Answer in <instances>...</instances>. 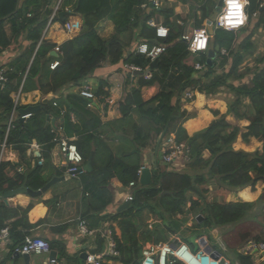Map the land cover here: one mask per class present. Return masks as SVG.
Returning a JSON list of instances; mask_svg holds the SVG:
<instances>
[{"label": "trees", "instance_id": "16d2710c", "mask_svg": "<svg viewBox=\"0 0 264 264\" xmlns=\"http://www.w3.org/2000/svg\"><path fill=\"white\" fill-rule=\"evenodd\" d=\"M178 1L190 4L193 0ZM262 3L264 0H249L250 22L257 19L255 29L264 28ZM144 4L153 9L146 11ZM151 4L152 0H77L74 15L60 18L59 12L63 10H59L50 22L53 0H0V55L5 51L21 52L17 62L25 61L21 73L12 71L14 63L6 66L8 83L0 90V134H5L15 105L17 112L41 105L28 119L18 116L14 121L9 147L18 152L19 162L25 164L26 169L22 171L19 163L13 161H1L0 195L22 186L37 191L53 176L66 173L67 166L60 160L59 169L54 167L51 154L57 146L56 133L52 129L63 128L67 137L77 138L74 142L84 162L91 159L92 170L81 174L84 190L90 195L83 217L91 220L92 228L101 221L109 222L120 251V256L107 258L114 264H140L142 247L137 240L140 226L133 223V217L147 208L163 224L164 233L154 228L157 234H153L152 229L140 234L148 243H159L168 242L173 234L180 233L183 215L198 213L197 216L204 217L201 223L196 217L199 226L219 227L243 220L258 200L264 202V56L258 59L259 64L254 69L241 70L246 57L256 49L251 40L254 32L237 43V34L247 31L248 26L238 32L216 29L213 43L226 48L228 55L208 63L207 53H192L181 38L187 31L188 17L177 13L172 6L163 4L155 8ZM255 12L258 17L253 18ZM210 15L211 9L202 6L200 15H194L195 27H205ZM152 17L163 20L169 27L167 38L157 39L155 28L147 24ZM106 19L115 24V33L110 38L98 32L99 23ZM67 22L77 24L71 34L65 29ZM130 31V40H123L121 36L125 37ZM138 40H146L151 45L156 42L168 45L157 58L155 68L145 55L127 52ZM25 41L30 42L26 48ZM57 46L62 54L53 55ZM229 56H233L229 71L218 74L216 67L226 64ZM55 61L58 64L53 69L50 65ZM125 62L150 66L152 76L147 79L143 74L137 75L135 86L126 90L119 103L121 117L104 123L89 109L90 101L81 95L80 89L98 69L111 64L125 70ZM196 62L205 64L203 73L195 69ZM249 71L252 77L243 82ZM125 75L129 81L130 75ZM22 84L20 98L15 104ZM108 86V80L99 79L94 88L96 95L108 96ZM222 87H228L232 99L206 100V96L210 100L217 97ZM63 88L67 89V94H59ZM187 90L199 92L196 111L191 112L188 105L183 104ZM51 92L57 97L43 100ZM60 107L67 109L64 116L60 115ZM70 113L75 114L76 123L71 120ZM135 113L145 125L134 123ZM49 115L56 117L54 126L48 122ZM130 124L135 132L131 141L125 137ZM171 134L178 142L189 146L191 153L187 164L196 172L173 171L168 165L163 169L157 156L151 166V185H141L137 172L145 160L142 152L152 146L158 148L160 154L162 138ZM106 136L120 144L113 148ZM34 141L42 148L44 163L32 166L28 150ZM205 168L208 173H198L197 170ZM211 180H218L217 189L223 202L207 200ZM132 181H136V185L131 190V205L121 212L105 213L113 199L109 186L129 187ZM33 207V202L26 207H9L0 201V231L8 229V247L12 253L42 221L30 222L29 212ZM116 225L121 227L120 233ZM193 233L198 238L202 236L196 231ZM103 241L99 240L98 250L104 247ZM181 241L194 250L199 247L187 236ZM50 245L52 250L57 249L59 260L75 259L84 264V259L78 255L68 257L63 242L53 241ZM237 259L240 264H255L252 255L238 254Z\"/></svg>", "mask_w": 264, "mask_h": 264}, {"label": "built area", "instance_id": "2783aa9c", "mask_svg": "<svg viewBox=\"0 0 264 264\" xmlns=\"http://www.w3.org/2000/svg\"><path fill=\"white\" fill-rule=\"evenodd\" d=\"M223 7L221 12L219 13L217 20L215 21V28L226 29L221 26L220 18L225 15L226 9V0H223ZM162 0H152V4L155 8H160L162 6ZM248 5L249 1L246 0L244 12L247 17L246 21L239 26L238 28L226 29L238 31L242 28H245L249 23V13H248ZM264 7V4L261 5ZM59 5H57L53 14L50 18V21L58 14ZM258 15L257 12L253 13V17ZM50 24V23H49ZM147 24L156 30L157 39H165L169 35V27L164 25L163 20H157V18H150L147 21ZM77 24L67 22L65 25V29L67 33L71 34ZM203 34V35H201ZM181 38L186 41L189 45V50L194 53H205L208 51L211 44V35L207 27L195 28L192 32H184ZM206 38L205 47L200 48L197 47V44L200 39ZM168 45L164 42H156L151 45L146 40H138L136 41L132 48L127 50L128 53H136L142 54L146 57L150 58L151 61L157 60V58L166 51ZM55 51L62 54L60 46L55 48ZM126 52V53H127ZM228 55V51L226 48H221L220 50V58ZM58 62L55 61L50 66L51 68H55ZM125 69V73L129 74L132 79L137 80V75L143 74V76L147 79L151 78L152 71L150 66L143 67L141 65L127 63L123 64ZM195 69L198 71H202L205 69V64L200 62L195 63ZM8 83V77L6 75V68L4 66H0V90H4ZM23 84L20 87L17 95H16V103L20 98V93L22 90ZM195 92V93H194ZM80 93L83 97L88 100L95 99L96 93L94 88L90 85H86L80 89ZM198 94L197 91L187 90L183 96V104L188 105L192 104ZM186 103V104H185ZM54 105L57 106V103L54 102ZM89 107L92 106L91 102L88 104ZM60 115L64 116L67 113V109L65 107H60ZM20 116L19 112L16 110V105L11 113V117L9 123L6 127V131L4 135L0 134V162L3 161V154L9 148V133L11 129L14 127L15 119ZM31 114H27L24 116H20L22 119H28ZM70 118L73 122H76V116L74 113H70ZM53 132L56 133L55 142L57 143L58 153L61 155V164L67 166L66 174L70 177H74L78 175L84 167V157L82 153L79 151L75 140L73 138L67 137L63 134V128L53 127ZM39 147V146H37ZM161 158L165 165H168L169 170L180 171L186 165V162L190 160L191 150L189 146L185 142H178L173 134L162 138V143L160 146ZM38 164H43L44 159L41 158L38 161ZM149 164L144 161L143 165L138 169L137 176L139 177V181L141 175L143 173V169L147 167ZM136 185V181L130 182L129 189L131 190ZM132 196L130 194L127 195L126 199H131ZM78 231L79 236L82 239H85V242L81 246V253L86 254V258L84 259V264H114L107 260L108 257H118L120 256V251L118 249L117 240L113 235V231L106 227L103 229H95L92 228L85 218H78ZM9 231L8 229H2L0 231V239L9 241ZM104 239L103 243L105 248L98 250L99 248V240ZM178 239V242L174 244V241ZM198 249L194 250L190 244L187 242L181 241L179 238H171L168 242H149L144 246L142 250V258L140 260V264H233L228 258L223 257L220 251L219 258H216L212 255V252L217 251L214 248L210 252L206 251V247L209 245V242L206 237L201 236L197 239ZM251 244L250 251H244L243 255H251L254 254L258 260H264V243L258 244L256 242L249 241ZM15 253L22 254H38V255H46L45 259L42 260L41 264H58L57 257L53 258L51 256L52 249L50 242L41 237H33L26 236L25 242L22 246L17 247L14 250ZM48 255V256H47ZM259 262V261H257Z\"/></svg>", "mask_w": 264, "mask_h": 264}, {"label": "crops", "instance_id": "0c3cea01", "mask_svg": "<svg viewBox=\"0 0 264 264\" xmlns=\"http://www.w3.org/2000/svg\"><path fill=\"white\" fill-rule=\"evenodd\" d=\"M76 2L77 0H53V8H55L56 5H59L60 10L73 11ZM162 2H163L162 5L164 4L174 7L176 12L184 17H188V15H190L191 13L192 6L197 4L196 1L194 0L191 1L193 4L192 3L186 4L178 0H162ZM151 6L153 5L151 4ZM143 7L148 12L151 11V9H153L151 7L147 8L146 4H144ZM196 8L197 11L195 14L200 15L202 11V6L198 5ZM7 31L8 33H10L9 26H7ZM98 32L102 37L108 38V36H110L111 34L113 35L115 33V24L113 23L112 20L109 19L103 20L98 25ZM121 37L123 38V35ZM29 44H30L29 41H25L24 47L26 48L27 45ZM130 48L132 47H129L127 50H129ZM20 54L21 52L18 53H13L11 51L3 52L0 55V66H4L6 68V66L10 65L9 63H14L15 65L13 66L12 71L21 73L24 70L25 61L17 62V57ZM30 63L27 64L28 65L27 68L29 67ZM90 78L93 79L97 78L98 81L99 79L108 80L109 86L107 88V91L109 94L108 96L96 95L97 97L95 99L89 100L92 104L91 107L88 106L89 109L93 110L96 114H98L104 123L108 121H112L114 119H119L121 117V113L119 110V103L125 95L124 89L126 88L129 89L130 87L135 86L136 80L135 79L130 80L129 78L128 81V77L123 74V72L119 68V65H111V64H107L105 67L98 69ZM90 86L95 88L94 87L95 85L93 86L92 84H90ZM37 92L40 93L39 91ZM67 93L68 91L65 88L61 89V91L59 92V94H67ZM51 95L53 97H57V95L51 92L46 96V98L48 99V97ZM206 100L212 101L215 100V98L210 100L209 98L206 97ZM198 101H199V97L197 96L196 100L193 102V104H191V107L194 108V111H196L197 108L199 107ZM55 120H56L55 115L48 116V122L51 123L52 126L55 125ZM63 134L65 135L64 130H63ZM71 138L77 140L76 137H71ZM37 146H39L37 141H34L33 144L31 145V148L28 150V156H29L28 159L32 163V166L38 164L37 161L43 158L42 148L40 146L39 147ZM144 152L148 154V152L146 151ZM51 154H52V163L54 167L59 169L58 162L62 158L61 155L58 153L57 146H55L52 149ZM19 159L20 157L18 152L9 147L6 150V152L3 154L2 160L19 163L20 169L24 171L26 169V165L21 164L19 162ZM155 159H157V155L155 156V158L153 155V162L155 161ZM144 161H146V159ZM86 163L84 162V167ZM53 170L49 169L48 171H53ZM82 173H79L74 177H70L66 173L63 174L62 175L64 177L63 180L52 185L47 191H45L40 196L32 197L28 194H18L14 197H10L8 199V203H6L4 200H0V201H3L9 207H18L19 205L26 207L31 202H33L34 207L29 212V220L31 223H36L40 220L42 221L40 224H38L37 227L31 230L30 236L41 237L48 240L49 242H53V241L63 242L64 245L66 246V253L68 257L72 258L75 255H78L81 258L82 255L81 246L85 242V239H82V237L79 236L78 218H84L83 213L87 211L88 208V205L85 202L86 197H84L85 196L84 192L87 191L84 190L83 183L81 180ZM56 176L57 175L53 176V178ZM72 180L75 183L71 184ZM128 190H130L129 187ZM125 196H126L125 193L122 194L121 192L119 194V197L121 198H125ZM44 201H48V204H45ZM108 207H110L108 209L109 212H112V210L114 209V204L109 205ZM87 220L90 226L93 227L91 220L89 219ZM109 225L110 224L108 221H101L98 226H94V227L95 229H103L106 227L110 228ZM116 230L117 233L121 232L120 228L117 225H116ZM9 243H10L9 241L0 239V264H41L42 260L45 259L46 255L31 254L30 263H26L23 257L21 256L17 257L15 252L13 253L10 252V248L8 247ZM104 248L105 246L102 249ZM52 251L57 252L56 257L58 259L59 253L57 249H53ZM34 256H38V258L41 259L39 260L37 258H33ZM58 264H79V261L75 259H69V260L58 259Z\"/></svg>", "mask_w": 264, "mask_h": 264}, {"label": "rangeland", "instance_id": "374dc122", "mask_svg": "<svg viewBox=\"0 0 264 264\" xmlns=\"http://www.w3.org/2000/svg\"><path fill=\"white\" fill-rule=\"evenodd\" d=\"M195 1L197 4L192 6L191 13H190V15H188V21H186L185 30H187L189 32H191V30L194 29V27H195L196 16H194V15L197 11L196 7L198 5L208 6L211 9V14H212L215 11L216 6L218 5L220 0H195ZM256 23H257V19H253L250 22L247 31H245V32L242 31L239 34H237L238 35L237 43L242 42L249 35V33L251 31L254 32V35H255L254 37H252L251 40L255 43L256 49L253 51V53L251 55H248L246 57V59L244 60L242 66H241V70H243V71L247 70L248 67H252L254 69L256 67V65L259 64L258 59L264 56V28L255 29L254 27H255ZM110 36H108V38ZM131 37H132V33L130 31L129 34L127 33V35L125 37H123V40L128 41V40H130ZM198 54H200V53H198ZM217 57L218 56H216L213 60L218 59ZM232 61H233V56H229L226 64L218 65L216 67L217 73L221 74L225 71H229L231 64H232ZM121 71L123 72L124 75L126 74L125 70H121ZM203 71H201L200 73H203ZM251 77H252V74L249 71L246 74V78L243 80V82L244 81L248 82ZM129 78H130V80H132V78L130 76H129ZM97 83H98L97 78L96 79L89 78V81H87L82 87H84L88 84L89 85L92 84L93 86L95 85L94 87H96ZM235 83L239 84L241 82L235 81ZM127 89L128 88L124 89L125 93H126ZM217 95H216L217 97H214V98H217V99H219V98L220 99H232L233 98V95L229 92L228 87H222L220 92ZM207 98H209V97H207ZM44 99H47L46 96H45V98H43V100ZM188 107H189V109H191L190 110L191 112L194 111V108L191 107L190 104H188ZM112 121H115V119ZM134 123L138 124V125H145V121L143 119H141L137 113L134 114ZM126 131H127L126 132L127 136H125V135L124 136L127 137L128 140H130V141L133 140V137L135 136V132H134L132 124H130L128 126ZM106 139H108V142L111 143L113 148H115L117 145L120 144L118 140L113 139V137H111V136H109V138L106 136ZM157 149L158 148L153 149L151 146V148H148L147 150H145L146 152H148L149 156L144 151L142 153H144V157L146 159V162L149 164V167L152 166L153 155H154V158L157 155L158 159L160 161V165L164 169V168H166V165L162 161L161 152L159 154ZM187 163L188 162H186V165L184 166L182 172H188V173L196 172V171L191 170ZM197 171H199L198 173H208L207 168L199 169ZM217 181L218 180H211L210 181L211 182L210 183V189H209V192L206 194V198L209 202H213V201L223 202L224 201V198L221 195H219V193H218ZM73 183H75V182L72 180L71 184H73ZM109 188L112 190V193H113V199L109 205L114 204V209L112 210V212L116 213L118 211L119 206L121 204H123L124 201L127 200L126 196L128 194H130L132 196V193H131L132 189L128 190V187L116 188L113 184L110 185ZM121 192H122V194L123 193L126 194L125 198L119 197V194ZM84 195H85L84 197H86L85 202L88 205V198H90V195L87 192H84ZM231 197L232 196H230L229 198H231ZM152 203L154 204L156 202L153 201ZM109 208L110 207H107L104 212L105 213H112V212H109V210H108ZM197 214L192 213L189 215H183L182 217H181V215H179L178 218L181 217L180 219L182 221V227H181L180 233L179 234H173L171 236V238H179L182 240L183 236H187L188 238L191 239V241H193L195 243V245H198V242H197L198 235L194 234L193 232L196 231L197 233H201L202 236L207 238L209 245L212 248L220 251L222 253L223 257L228 258L233 264H240L238 259H237L238 254L243 255L244 251H247V252L250 251V248L252 245L249 244V241L256 242L258 244L264 243V202L263 201L258 200L255 203L254 207L243 218V220L236 222L235 224H229V225H224V226H219V227H211V226H203V225L199 226V224H197V222H196ZM133 223L137 226H140V228H139L140 231L137 234V237H138L137 240H138V244L142 247V250H143L144 246H146V244L148 243V241L140 234L142 231H144L146 229H152L153 234H155V233L157 234V232L154 231V228H157V229H160V231L162 233H164L165 227L163 226V224L160 221H158L156 219L155 215L153 213H151L150 209H148V208L143 210L142 213L136 214L135 217H133ZM120 229H121V227H120ZM251 255L253 257V260H255V264H264V260L260 261V260H258L257 257H255L254 254H251ZM33 258H37L39 260L41 259V258H38V256H34ZM141 258H142V255H141ZM257 261H259V262H257Z\"/></svg>", "mask_w": 264, "mask_h": 264}, {"label": "water", "instance_id": "95a60500", "mask_svg": "<svg viewBox=\"0 0 264 264\" xmlns=\"http://www.w3.org/2000/svg\"><path fill=\"white\" fill-rule=\"evenodd\" d=\"M223 6V0H220L215 11L210 15L209 17V20H208V23H207V28L209 30V33L214 36L215 35V29H214V23L217 19V16L219 14V12L221 11V8ZM75 14V11H68V10H63L61 12H59V17L60 18H63L65 16H69V15H74ZM220 48L221 46L219 44H214L212 43L208 49V63H212L213 62V59L217 56V53L220 51ZM53 55H57V53H53ZM156 64H157V60H154L151 67L152 68H155L156 67ZM49 100H52L53 99V96H49L48 97ZM41 108V105H34V106H30L26 109H21L19 110V114L21 116H24V115H27V114H35L39 109ZM158 147V146H157ZM155 162H156V159H155ZM156 164V163H155ZM92 170V162H91V159L88 160V162L86 163L85 167H83V169H81L80 173L82 172H86V171H91ZM64 177L63 176H56L54 178H52L43 188L35 191L31 188H28L26 186H22V187H19V188H15V189H11V190H7L3 193L2 196H0V200H4L6 203H8V199L10 197H14L18 194H28L32 197H37V196H40L42 195L45 191H47L52 185H54L55 183L63 180ZM152 183V168L151 167H145L143 169V173L141 175V178H140V184L143 185V186H148V185H151ZM131 201L132 199H127L126 201L123 202V204H121L118 208V211L121 212L125 209H127L130 205H131ZM197 219H198V222L201 223L203 222L204 220V217L202 215H198L197 216ZM178 242V239H176L174 241V244H176ZM212 250V248L208 245L206 247V251L207 252H210ZM212 255L216 258H219L220 254L218 251H214L212 252ZM16 256L17 257H23L26 261V263H30V258H31V255L30 254H22V253H16ZM51 256L53 258H55L57 256V252L56 251H52L51 253ZM81 258L82 259H85L86 258V254L83 253L81 255Z\"/></svg>", "mask_w": 264, "mask_h": 264}, {"label": "clouds", "instance_id": "9594fccd", "mask_svg": "<svg viewBox=\"0 0 264 264\" xmlns=\"http://www.w3.org/2000/svg\"><path fill=\"white\" fill-rule=\"evenodd\" d=\"M249 1V0H248ZM224 2V1H223ZM245 4H246V0H226V9H225V15L221 16L220 18V23H221V26H223L224 28L226 29H232V28H238L239 26H241L247 19L246 15H245V12H244V8H245ZM264 4V3H262ZM217 7V6H216ZM223 7V6H222ZM262 7V6H261ZM264 8V7H262ZM59 10H60V7H59ZM222 10V8H221ZM221 12V11H220ZM219 12V13H220ZM249 13V12H248ZM219 15V14H218ZM218 17V16H217ZM253 17V15H252ZM258 17V15L256 16ZM256 17H253V18H256ZM209 20V19H208ZM217 20V19H216ZM52 21V20H51ZM50 21V22H51ZM49 22V23H50ZM208 23V22H207ZM215 24V23H214ZM250 24V15H249V23L247 26H249ZM246 26V27H247ZM207 27V25L205 26ZM196 28V27H195ZM194 28V29H195ZM192 29L191 32L194 30ZM208 29V28H207ZM214 29L216 31L217 28H215V25H214ZM219 29V28H218ZM224 29V30H226ZM243 29V28H242ZM209 31V30H208ZM228 31H233V30H228ZM240 31V30H238ZM238 31H233V32H238ZM186 32H189V31H186ZM210 34V33H209ZM203 35V34H201ZM211 35V34H210ZM213 36L211 35V44L213 43ZM205 44H206V38L204 39H200L198 44H197V47H200V48H203L205 47ZM210 44V45H211ZM221 50V48H220ZM55 51V50H54ZM56 52V51H55ZM208 52V51H207ZM205 52V53H207ZM58 53V52H56ZM220 53V51L218 52ZM220 54H218V57H219ZM19 112V111H18ZM20 115V114H19ZM21 116V115H20ZM157 160V159H156ZM149 167V165H148ZM210 246V245H209ZM211 247V246H210ZM212 248V247H211ZM218 251V250H217ZM249 255V254H248ZM254 263H255V260H254Z\"/></svg>", "mask_w": 264, "mask_h": 264}]
</instances>
